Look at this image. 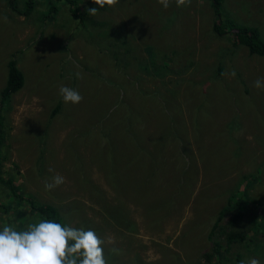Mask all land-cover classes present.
I'll return each instance as SVG.
<instances>
[{
    "label": "rangeland",
    "instance_id": "1",
    "mask_svg": "<svg viewBox=\"0 0 264 264\" xmlns=\"http://www.w3.org/2000/svg\"><path fill=\"white\" fill-rule=\"evenodd\" d=\"M223 1L264 39V0ZM24 3L0 0V93L8 59L24 75L0 101V154L20 192L94 230L107 264H264V57L213 32L210 0H80L82 20L63 7L45 22L47 0L27 17ZM61 85L82 101L65 104ZM56 174L64 183L46 190ZM3 190L0 228L42 219Z\"/></svg>",
    "mask_w": 264,
    "mask_h": 264
},
{
    "label": "clouds",
    "instance_id": "2",
    "mask_svg": "<svg viewBox=\"0 0 264 264\" xmlns=\"http://www.w3.org/2000/svg\"><path fill=\"white\" fill-rule=\"evenodd\" d=\"M119 0H93L100 9L113 7ZM165 9L170 6V0H157ZM176 6H187L191 0H175ZM87 14L95 16L97 7L88 8ZM7 22V17H3ZM231 75L235 77L233 70ZM82 79V73H75ZM253 87L264 89V77L253 81ZM58 95L65 104H77L83 97L78 90L61 85ZM49 172L53 169L49 168ZM65 178L56 174L51 181H45L46 190H52L64 183ZM105 241L92 229L74 228L57 222L54 219H41L29 223L26 229H17L15 222L5 223L0 228V264H107L104 255ZM114 253L119 249L113 248ZM240 264H261L257 258L240 261Z\"/></svg>",
    "mask_w": 264,
    "mask_h": 264
},
{
    "label": "trees",
    "instance_id": "3",
    "mask_svg": "<svg viewBox=\"0 0 264 264\" xmlns=\"http://www.w3.org/2000/svg\"><path fill=\"white\" fill-rule=\"evenodd\" d=\"M49 6L45 7V9H40V21L45 22L42 19V16L47 15L55 18L59 16L58 11L63 8L61 4H66L68 6V10L70 12V20L75 21L76 19L82 20V15L79 10V3L80 0H47ZM9 5H13V0H7ZM38 0H25L24 6L25 9L18 10L19 13L24 14V16H29L34 11ZM224 1L223 0H210V5L215 13V20L213 21L212 30L213 32L219 35H227L229 39H231L232 43L234 44H242L245 45L251 54H255L258 56L264 57V39L261 37L260 32L256 26L253 25H243L238 23L235 19L231 16L226 14L224 8ZM14 9V8H13ZM16 10V9H14ZM224 15V17H222ZM46 19V17H45ZM49 23V22H47ZM24 84V75L20 68L17 65V62L14 57H11L7 61V71H6V82L3 86L1 93H0V101L1 103L7 102L10 97L15 94ZM1 114V113H0ZM3 124L0 119V144L2 140V136L4 135ZM6 160H4L0 154V187L4 189L3 191L11 197V200L16 203L20 204L19 202H29L30 203V211L35 212L37 215L40 216L42 219H54L57 222H61L62 218L59 215L56 208L50 205H33V198L25 196L20 192L18 183H17V175L18 170L17 166L14 164L13 168H6L4 167ZM246 186L244 188V191ZM6 190V191H5ZM25 196V197H24ZM234 197H236L234 195ZM240 199L237 198L236 202L239 204ZM8 203V202H7ZM6 203V204H7ZM6 204L0 203V212L6 213L9 211V206L11 202L7 206ZM237 204L229 202L227 205V210L237 207ZM232 224V221H230ZM245 233L242 231H231L230 232V239L234 240L239 239L243 240ZM217 253H219L217 251Z\"/></svg>",
    "mask_w": 264,
    "mask_h": 264
},
{
    "label": "flooded vegetation",
    "instance_id": "4",
    "mask_svg": "<svg viewBox=\"0 0 264 264\" xmlns=\"http://www.w3.org/2000/svg\"><path fill=\"white\" fill-rule=\"evenodd\" d=\"M61 6H63L64 8L68 9V6L66 4H61ZM59 13V12H58ZM24 16V15H23Z\"/></svg>",
    "mask_w": 264,
    "mask_h": 264
}]
</instances>
